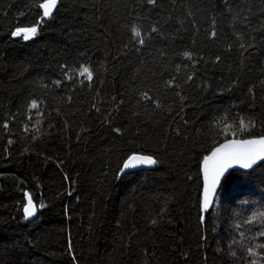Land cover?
<instances>
[{"label":"trees","instance_id":"obj_1","mask_svg":"<svg viewBox=\"0 0 264 264\" xmlns=\"http://www.w3.org/2000/svg\"><path fill=\"white\" fill-rule=\"evenodd\" d=\"M41 2L0 0V264H264V222L244 223L264 212V163L207 214L201 173L264 135V0H60L14 37ZM136 154L157 166L121 176Z\"/></svg>","mask_w":264,"mask_h":264},{"label":"snow or ice","instance_id":"obj_2","mask_svg":"<svg viewBox=\"0 0 264 264\" xmlns=\"http://www.w3.org/2000/svg\"><path fill=\"white\" fill-rule=\"evenodd\" d=\"M155 2L156 0H149V3L154 4ZM59 3L60 0H42V2L38 5V7L42 9L39 22L31 26H19L12 32V35L14 37H20L25 41L33 39L39 32L40 24L44 23L46 18L50 19L53 17V13L57 9V5ZM132 31L136 37L140 38L138 42L143 44L144 41L141 38V32L136 28H133ZM185 55L191 59V55L189 53H186ZM78 74L80 76H86L89 81L93 78V73L87 66H83L78 71ZM145 96L147 97V94H145ZM38 107L39 106L35 101L31 103L32 109H37ZM239 126V130L241 132L246 130L250 131L251 127H255V122L249 120L246 124L244 119L240 118ZM5 127H7V125H5ZM227 127L231 128L232 126L227 125ZM234 135L235 132H233V136ZM9 143H11V141ZM258 161H264V135L259 138L243 139L240 141L232 139L217 147L212 152L211 156L205 157L203 161L204 210L207 211L209 207L214 204L212 197L215 195L216 187L220 183L221 176H223L229 168L238 164L243 169H250ZM138 163L153 165L156 163V160L150 156L132 155L127 159L122 167L125 170L135 168ZM26 196L27 204L23 207V212L24 218L28 219L36 215L37 207L36 204L33 203L31 195L26 194ZM44 206L45 205L43 203L40 204L41 208ZM257 221L264 222V212L254 213L247 220H245L244 223L252 224ZM236 227L239 229L241 225L237 224ZM243 235L244 234L241 233V236ZM260 235L264 236V231L260 232ZM257 247L264 248V244L257 245ZM248 252L249 255L253 257L259 255L257 252L253 251L252 248H248ZM233 255H235L234 252ZM251 264H257V261L253 260Z\"/></svg>","mask_w":264,"mask_h":264},{"label":"water","instance_id":"obj_3","mask_svg":"<svg viewBox=\"0 0 264 264\" xmlns=\"http://www.w3.org/2000/svg\"><path fill=\"white\" fill-rule=\"evenodd\" d=\"M47 19V18H46ZM230 141V140H229ZM237 141H240V140H237ZM226 142H228V141H226ZM226 142H224V143H226ZM223 144V143H222ZM221 144V145H222ZM221 145H219V146H221ZM218 146V147H219ZM217 148V147H216ZM215 148V149H216ZM214 149V150H215ZM213 150V151H214ZM212 151V152H213ZM212 152L207 156V157H209V156H211L212 155ZM136 155H139V156H146V155H141V154H136ZM151 157V156H150ZM151 158H153V157H151ZM153 159H155V158H153ZM156 160V159H155ZM264 163V161H258L256 164H254L253 166H252V168H250V169H243V168H241L238 164L237 165H233L231 168H229L225 173H224V175L223 176H221V178H220V183L217 185V187H216V191H215V195H214V197H212V199H213V201H214V204L212 205V206H210L209 207V209L207 210V211H205L204 210V207H203V204H204V172H203V164H202V168H201V173H202V180H203V193H202V210H203V212L205 213V214H207V213H209L211 210H213L214 209V207H215V205H216V201H217V198H218V196H219V194H220V191H221V189H222V185H223V183H224V181H225V179H226V177L231 173V172H234V171H239V172H242V173H245V174H249V173H251V172H253L255 169H257L260 165H262ZM157 166V161H156V163L155 164H153V165H148V164H137V166L135 167V168H130V169H122V172H121V176H124L126 173H129V172H133V171H138V170H151V169H154L155 167ZM36 218H37V211H36V215L35 216H33V217H31V218H28V221L29 222H34L35 220H36Z\"/></svg>","mask_w":264,"mask_h":264}]
</instances>
